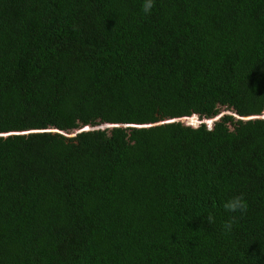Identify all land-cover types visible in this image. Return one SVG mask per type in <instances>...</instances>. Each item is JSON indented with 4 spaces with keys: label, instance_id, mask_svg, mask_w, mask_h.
Returning a JSON list of instances; mask_svg holds the SVG:
<instances>
[{
    "label": "trees",
    "instance_id": "obj_1",
    "mask_svg": "<svg viewBox=\"0 0 264 264\" xmlns=\"http://www.w3.org/2000/svg\"><path fill=\"white\" fill-rule=\"evenodd\" d=\"M144 2L0 0V264H264V0Z\"/></svg>",
    "mask_w": 264,
    "mask_h": 264
},
{
    "label": "clouds",
    "instance_id": "obj_2",
    "mask_svg": "<svg viewBox=\"0 0 264 264\" xmlns=\"http://www.w3.org/2000/svg\"><path fill=\"white\" fill-rule=\"evenodd\" d=\"M155 6V3H154V0H145V2L142 4V11L145 13V14H150L152 9L154 8ZM196 116V115H195ZM191 117V116H190ZM187 117H183V118H179V119H182V120H185ZM196 118H198L196 116ZM217 118V117H216ZM215 119V118H214ZM214 119H208V120H201L199 122H204L207 124L208 127L211 126V121H213ZM178 120V119H176ZM181 120V121H182ZM199 120V119H198ZM172 121V120H169V122ZM200 124V123H199ZM104 126H110L109 124H106ZM87 129H89L88 126H86ZM86 127L83 128V130L86 129ZM101 127H103L101 125ZM86 129V130H87ZM223 209L228 212V213H237L239 212L240 214H246L247 213V210H248V204L244 198L243 195H237V196H234L228 200H226L223 205H222ZM235 217H231L229 220L225 221L224 224H223V227L226 231H231L232 228H233V225H234V222H235ZM206 220L209 224H212L214 223L215 221V217L214 215H212L211 213L206 217Z\"/></svg>",
    "mask_w": 264,
    "mask_h": 264
},
{
    "label": "rangeland",
    "instance_id": "obj_3",
    "mask_svg": "<svg viewBox=\"0 0 264 264\" xmlns=\"http://www.w3.org/2000/svg\"><path fill=\"white\" fill-rule=\"evenodd\" d=\"M196 124H192L191 123V121H187V120H182V122L184 123V124H187V125H191V126H197L198 124H199V121H201V120H198V118H196ZM173 121V120H172ZM100 128H101V126H100Z\"/></svg>",
    "mask_w": 264,
    "mask_h": 264
},
{
    "label": "water",
    "instance_id": "obj_4",
    "mask_svg": "<svg viewBox=\"0 0 264 264\" xmlns=\"http://www.w3.org/2000/svg\"><path fill=\"white\" fill-rule=\"evenodd\" d=\"M263 116H264V113H263ZM178 120H182V119H178ZM211 122H212V121H211ZM199 123H201V122H199ZM103 127H108V126H103ZM86 129H87V127H86ZM86 129H85V130H86ZM53 131H54V130H53ZM76 132H78V131H75V133H76ZM72 135H73V134H72Z\"/></svg>",
    "mask_w": 264,
    "mask_h": 264
}]
</instances>
